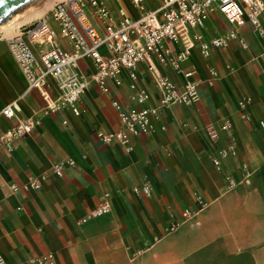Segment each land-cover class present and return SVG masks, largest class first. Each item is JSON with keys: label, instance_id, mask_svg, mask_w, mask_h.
<instances>
[{"label": "crops", "instance_id": "0c3cea01", "mask_svg": "<svg viewBox=\"0 0 264 264\" xmlns=\"http://www.w3.org/2000/svg\"><path fill=\"white\" fill-rule=\"evenodd\" d=\"M107 1L115 7V0ZM260 23L264 29V12ZM229 28L216 12L202 32L211 38ZM239 36L245 48L233 41L208 59L197 47L191 50L183 68L194 71L200 99L163 111L153 131L132 138L131 151L97 135V130L119 127L112 101L129 104L126 70L121 85L110 82V94L90 84L79 100L81 115L64 109L42 116L30 135L2 145L1 256L9 264L49 251L55 253V264H264V35L247 24ZM81 66L94 71L89 59ZM158 69L178 86L184 84L182 72ZM211 69L217 71L214 78ZM138 72L155 104L159 93L147 64ZM26 89L27 80L0 34V111L16 101L22 118L38 113L45 103L38 90ZM243 98L249 99L244 107ZM226 120L231 128L221 131ZM15 123L0 115V134ZM209 125L217 138L210 136ZM230 140L235 155L214 165L212 159ZM66 159L75 163L56 175L53 164ZM42 174L47 179L40 189L11 188ZM229 176L238 181L233 189L227 188ZM145 184L151 187L149 195L134 190ZM106 193L111 211L78 223ZM199 197L205 206L169 232L184 210L198 209Z\"/></svg>", "mask_w": 264, "mask_h": 264}, {"label": "built area", "instance_id": "2783aa9c", "mask_svg": "<svg viewBox=\"0 0 264 264\" xmlns=\"http://www.w3.org/2000/svg\"><path fill=\"white\" fill-rule=\"evenodd\" d=\"M115 3L112 7L107 0H57L45 15L19 25L10 35L0 31L27 80L25 93L36 89L45 103L38 113L27 118L18 114L20 108L16 101L6 105L0 115L15 119L16 123L0 134V147L15 138L30 135L41 124L42 116L64 109L81 115L83 111L79 100L90 84L94 83L102 92L110 94V82L121 85L122 72L126 70L129 104L126 106L118 100L112 101L118 113L119 127L108 131L97 130V135L106 144L117 143L126 151H131L132 138L153 131L163 111L173 105H193L200 99L194 71L183 68L193 48L197 47L205 59L210 58L215 49L228 46L233 41L245 48L247 45L239 36V29L247 24L264 35L260 23L264 0H115ZM216 12L224 15L230 28L207 38L202 29L209 16ZM62 39L68 45L63 44ZM86 59L94 67L92 73H87L81 66V61ZM142 63L147 64L159 93L155 104H150L151 94L140 84L138 70ZM158 65L182 72L184 84L178 86L159 71ZM211 75L216 77L217 71L211 69ZM248 101V98L240 100L241 106L244 107ZM63 123L67 124V121ZM261 126L264 129L263 121ZM230 128L228 120L220 126L221 131ZM162 129H165L164 125ZM208 132L212 138L219 136L213 125L208 126ZM235 153V142L230 140L212 162L219 165L221 159ZM74 163L73 159L56 162L52 171L62 175L63 167ZM248 176L245 173L244 180ZM46 179V174L30 177L21 186L12 183L11 188L37 190ZM237 184L235 178L227 177L228 189ZM134 190L146 195L151 193L148 184L136 186ZM197 203L196 211L184 210L182 219L174 220L168 231H175L183 222L192 220L205 206L200 197ZM110 211V195L106 193L104 200L78 223H85ZM0 264H9L1 254ZM19 264H55V253L49 251Z\"/></svg>", "mask_w": 264, "mask_h": 264}, {"label": "bare ground", "instance_id": "6f19581e", "mask_svg": "<svg viewBox=\"0 0 264 264\" xmlns=\"http://www.w3.org/2000/svg\"><path fill=\"white\" fill-rule=\"evenodd\" d=\"M40 1L37 0L33 5L34 7L23 10L18 14L16 13L4 22L0 23V30L7 35H10L19 25L29 21L30 19L37 18L38 16L42 15L49 8L51 2L55 0Z\"/></svg>", "mask_w": 264, "mask_h": 264}, {"label": "water", "instance_id": "95a60500", "mask_svg": "<svg viewBox=\"0 0 264 264\" xmlns=\"http://www.w3.org/2000/svg\"><path fill=\"white\" fill-rule=\"evenodd\" d=\"M36 1L37 0H4L3 4L0 5V23L21 11L26 5Z\"/></svg>", "mask_w": 264, "mask_h": 264}, {"label": "rangeland", "instance_id": "374dc122", "mask_svg": "<svg viewBox=\"0 0 264 264\" xmlns=\"http://www.w3.org/2000/svg\"><path fill=\"white\" fill-rule=\"evenodd\" d=\"M38 1H40V0H38ZM55 1H57V0H55ZM55 1L51 2L49 8H48V9H47L42 15L38 16L37 18L30 19V20L27 21V22L33 21V20L38 19L39 17L45 15V14L49 11V9L53 6V4L55 3ZM40 2H41V1H40ZM34 4H35V2L26 5L25 7H23V9H22L21 11L26 10V9H28V8H30V7H34V6H33ZM21 11H19L18 13H20ZM18 13H17V14H18ZM27 22H24V23H27ZM0 31H1V30H0Z\"/></svg>", "mask_w": 264, "mask_h": 264}, {"label": "snow or ice", "instance_id": "6c2138e0", "mask_svg": "<svg viewBox=\"0 0 264 264\" xmlns=\"http://www.w3.org/2000/svg\"><path fill=\"white\" fill-rule=\"evenodd\" d=\"M3 2H4V0H0V5H2V4H3Z\"/></svg>", "mask_w": 264, "mask_h": 264}]
</instances>
